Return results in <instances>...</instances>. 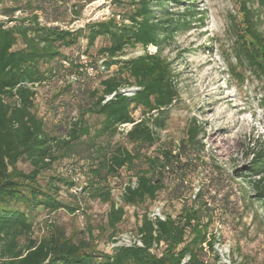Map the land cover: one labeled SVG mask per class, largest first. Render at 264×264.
I'll return each instance as SVG.
<instances>
[{"label":"trees","instance_id":"16d2710c","mask_svg":"<svg viewBox=\"0 0 264 264\" xmlns=\"http://www.w3.org/2000/svg\"><path fill=\"white\" fill-rule=\"evenodd\" d=\"M22 1L0 0V11L4 8L2 14L9 18L8 22L14 21L19 11L32 14L11 27L0 22V264H182L186 258H190L186 264H210L204 244L214 251L208 235L224 217L219 207L209 208L204 201L210 186L205 185L197 200H191L193 186L187 179L206 165L192 153V148L197 147V133L192 130L177 149L160 147L148 154L159 141L158 131L166 129L169 111L180 96L173 64L163 57V44L182 25L180 21L176 24L171 18L174 14L166 10L169 0L122 1L129 6L126 13L89 23L77 32L55 24L69 16L77 21L84 7L95 0H27L24 5ZM172 1L184 4L187 0ZM155 5L160 8L159 18ZM192 9L188 7L185 16H191ZM37 13L42 14L45 25ZM82 39L87 41V47H93L98 40L106 43L98 52L105 57V70L97 67V87L72 72L70 79L76 77V81L70 80L67 90H74L71 93L75 99L85 105L80 118L70 122L67 136L62 138L49 134L44 120L35 112L37 87L64 72V62L75 71V53L78 51L81 56V51H66ZM151 46L157 48L156 53L120 59L130 48ZM114 65H121L120 72L108 76ZM132 89L133 95L123 93ZM112 95L113 99L106 101ZM137 113L140 118H136ZM87 115L98 118L99 127L94 131ZM125 125L131 128L124 140H116ZM252 155L245 177H261L247 183L253 200L260 204L256 215L263 218L264 149ZM72 158L90 164V180L81 192L71 194L74 201L67 204L57 198L62 190L58 183H63L69 193L76 182L56 176L43 187L39 177L59 160ZM20 162L29 163L31 173L21 171ZM138 162L145 163L147 169L137 166ZM76 165L71 164L68 169ZM124 168L134 171L136 187L132 186L133 178L127 186L111 181ZM237 175L244 177L240 171ZM185 180L187 184L183 183ZM116 187H123L124 207L154 202L161 191L169 189L171 199L182 203L181 211L156 222L145 214L138 229L144 248H117L112 253L93 251L87 240L68 236L52 222L46 236L35 237L36 226H40L36 213L44 210L55 214L66 209L75 214L82 209L81 201H100L110 204L107 224L114 232L110 235L113 241L125 216L124 207H117L113 199ZM155 244L156 248H163L160 257L152 253ZM217 259L212 264H217Z\"/></svg>","mask_w":264,"mask_h":264},{"label":"rangeland","instance_id":"374dc122","mask_svg":"<svg viewBox=\"0 0 264 264\" xmlns=\"http://www.w3.org/2000/svg\"><path fill=\"white\" fill-rule=\"evenodd\" d=\"M122 1L125 0H95L84 7L77 21L73 22L72 16H69L58 25L64 30L77 32L89 23L126 13L129 6ZM160 1L150 0L151 3ZM26 2L22 1V5ZM188 7L193 8L191 16H185ZM159 9V5H155L154 10ZM166 10L174 14L171 18L176 20V24L178 21L182 24L163 44V57L173 64L180 96L169 111L166 129L158 131L159 141L148 154H153L160 147L177 149L187 141L192 130L197 133V147L192 148V153L204 160L206 165L187 180L192 182V186H210L209 197L223 214V220H219L211 230L212 233L219 225L220 230L216 231L220 234L222 245L217 247L215 244L216 248L228 250L232 264H264V216L257 217L260 204L253 200L251 186L247 183L258 181L261 177H245L254 158L252 154L264 149V0H187L184 4L169 0ZM3 12L4 8L0 11V18ZM38 14L45 22L42 14ZM31 16L30 11H21L18 18ZM160 16L158 11L156 18ZM117 20H122L121 15ZM7 24L10 26V23ZM105 44L98 40L93 47H87V41L80 40L66 51H81V56L78 51L75 53V71L67 66L64 72L37 87L35 112L44 120L49 134L65 138L70 122L80 118L85 104L79 98L75 99L71 93L74 90H67V85L81 75L94 87L98 86L96 78L100 69L97 67L101 68L106 61L98 52ZM84 52L86 54L82 55ZM147 52L156 53L157 48H130L120 59H134ZM120 70L121 65H114L108 76ZM72 72L78 74L70 79ZM139 116L137 113L136 118ZM86 118L93 131L99 127L95 115H87ZM130 128L122 127L116 140L123 141ZM78 160H59L52 170L39 177L43 187H47L50 178L56 176L74 181L68 167L74 163L86 164L83 183H77L69 193L63 183H58L62 190L57 198L63 203L71 204L74 201L71 194L81 192L89 183L90 164ZM137 166L147 169L145 163L138 162ZM18 168L26 174L33 170L27 162H20ZM239 171L244 177H238ZM132 178L134 184V171L128 172L124 168L121 175L111 181L114 185L119 182L127 186ZM123 191V187L113 189L117 207H124ZM160 205L164 207V216L178 214L182 208L181 202L171 199L169 189L161 191L154 202L137 207L125 206V216L116 236L129 231L139 233L142 217ZM80 206L82 209L75 214L66 209H60L55 214L44 210L36 213L40 226H36L35 237L46 236L52 222L65 230L68 236L87 240L91 250L112 253L110 235L114 232L107 224L110 204L81 201ZM209 251V262L212 264L215 256ZM152 253L160 257L163 248H153Z\"/></svg>","mask_w":264,"mask_h":264},{"label":"built area","instance_id":"2783aa9c","mask_svg":"<svg viewBox=\"0 0 264 264\" xmlns=\"http://www.w3.org/2000/svg\"><path fill=\"white\" fill-rule=\"evenodd\" d=\"M24 2H26L27 0H23ZM21 14V11L17 12L14 16V21L11 22H6L10 23V26L6 27H11L17 24V21L23 20V19H19L18 15ZM38 14V13H37ZM39 15V14H38ZM8 17L1 15L0 18V22H4V21H8ZM41 18H39V21L42 23V25H45V22H43V20H40ZM27 25L29 24V22H25ZM52 24H49V26H51ZM58 25V24H55ZM64 65L67 67L69 66L67 64V62H64ZM101 70H105L104 67L100 68ZM99 72V71H98ZM135 90H131L129 92H126V90H123V93L125 95H133ZM114 95H112L111 97H108L106 101H110L111 99H113ZM123 127H129L128 125H125ZM71 176L73 177V180L80 184L83 183L84 179H85V171L86 168L84 166V164H78L76 166H73L70 170ZM183 183L187 184L188 182L185 180ZM133 187H136V182L134 184H132ZM203 191V187L202 186H193V191H192V196H191V200L192 201H196L198 196L202 193ZM204 201L207 204V206L209 208H217L218 206L213 205L209 194L204 196ZM163 206H157L156 208H154V210H152V212L149 214V219L153 222L156 221H165L166 220V216H164V211H163ZM216 228V227H215ZM217 231L219 232V225L217 224ZM213 231L212 233H210L208 235L209 241H213V247H214V251H212L214 253V256L217 257V264H232L230 259V256L228 254V250H223L222 248H216L215 244L217 245V247L221 246V239H220V234L216 231ZM144 248V241H143V235L140 233H134L133 231H129L126 233H123L117 237H115L113 239V241L111 242L110 245V249L111 250H115L117 248ZM157 245H154V248H156ZM204 248H205V252L207 253V260L210 259V251H209V247L207 244H204ZM190 258H186L182 264H186L189 261ZM208 264V262H206Z\"/></svg>","mask_w":264,"mask_h":264}]
</instances>
